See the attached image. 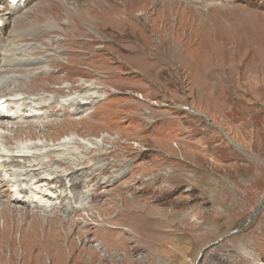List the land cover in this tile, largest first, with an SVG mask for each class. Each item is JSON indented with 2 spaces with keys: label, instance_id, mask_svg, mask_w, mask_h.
<instances>
[{
  "label": "rangeland",
  "instance_id": "obj_1",
  "mask_svg": "<svg viewBox=\"0 0 264 264\" xmlns=\"http://www.w3.org/2000/svg\"><path fill=\"white\" fill-rule=\"evenodd\" d=\"M51 16L65 33L32 39ZM3 54L49 60L2 70L50 72L7 96L90 87L100 101L64 120L0 118V153L66 147L50 155L108 171L85 209L0 198V264H264V0H28Z\"/></svg>",
  "mask_w": 264,
  "mask_h": 264
},
{
  "label": "bare ground",
  "instance_id": "obj_2",
  "mask_svg": "<svg viewBox=\"0 0 264 264\" xmlns=\"http://www.w3.org/2000/svg\"><path fill=\"white\" fill-rule=\"evenodd\" d=\"M27 1L28 0H26L25 3H27ZM63 1L65 4H67L69 0ZM81 1L85 2L89 0H80V2ZM23 5L24 3L20 2L15 7H8L6 3H0V22L2 23V26L0 27V42L6 33V27L8 25L9 19L12 18L17 13L18 9L23 7ZM24 17L25 15L22 14L16 15L13 19L14 24L19 23L17 21L20 19L22 21ZM65 24L66 26H69L70 21H66ZM41 27L42 29L33 33L31 36L32 39H34L37 33L40 31H45L48 29L52 32H55L56 30L61 29L57 25V21L54 18L53 20L47 21L45 25ZM73 30L77 33H81V35L85 34V32L81 31V29L78 30L76 23L74 24ZM60 31L63 34L65 33V30ZM72 36L75 37L74 35ZM87 36H82V38ZM75 38L78 39L77 37ZM92 40L99 42V38H95L94 36ZM91 44L94 43H89L88 45ZM14 60L16 62H13ZM48 61V58L45 59L33 57L32 59H29V57L18 58L14 57L12 54H10L9 57L3 54L0 57V73L2 70H28V67H36L42 64H45L46 66ZM48 75H50V72H38L36 75L31 74L29 76L22 77L14 74L8 76L6 74L5 77L0 80V100L5 101L4 104H6L8 109L5 113H0V118H2V120L7 123L15 119L30 122L31 120H36L40 117L44 118V116L45 118H48V116H51L50 113L55 111L53 115L60 116L64 120V117H66L70 111L71 114L77 115L76 117L82 116L86 110L90 109L88 108L90 105H94L100 101H98L99 96H97L99 92L96 93L94 88H91L93 90L92 92H86L87 88L90 87H86L83 90L80 87L76 89L68 86L56 92L48 90L36 91L29 96L23 94L21 91H15L11 96L6 95L20 84H31L32 81H36L41 78H47ZM40 92L43 94H53L52 100L47 106L41 104V99L38 97ZM11 100H13V102L10 103ZM49 123H51V120H48L45 125H48ZM4 129H6L4 124L0 122V130L3 131ZM7 142L9 143V141ZM68 143L71 145V143H74V140H67L66 142H63L62 145L65 146ZM39 148V145L31 143L19 148L22 151L17 149L20 153L17 151L16 154H13V156H8L4 152L0 153V198H8L10 201L9 205L12 208L17 207L12 205V203L23 205L26 208H50V206L54 207L58 199L63 201L67 197L68 201L65 206L71 201L73 204H79L81 206L80 209H85V205L87 204H85V202L87 199L91 198L93 200V197H95L92 193H90L93 191V189L84 190L85 185L92 181L91 176L95 171L99 172V176H106L108 171L107 166L104 165V167L101 168H89L80 160H72L71 158L73 157L74 159V156L71 154L70 155L72 157L67 155L69 158H61V155L66 153H62L57 156L50 155V153L54 152H63L66 147L40 153ZM34 166H36V168H34ZM54 166L55 168H53ZM56 168L57 170L54 171ZM86 169H90V171L83 173L82 171H86ZM79 171H81V173L76 176ZM114 171L112 172L114 174L113 177L116 178L117 175L114 173ZM45 176H51L50 180H46ZM77 178L80 179L77 180ZM67 180L69 183L68 187H63V183H65ZM47 182H50V184H53V182L57 183L59 187L64 188V190H60V192L56 194L55 190L52 192L50 189H46V187L50 186V184ZM53 207L51 212L55 211V208Z\"/></svg>",
  "mask_w": 264,
  "mask_h": 264
}]
</instances>
